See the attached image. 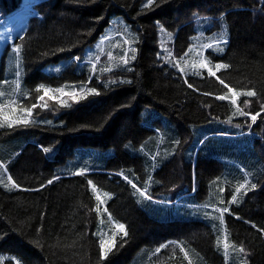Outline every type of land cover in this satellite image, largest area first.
<instances>
[{
  "label": "trees",
  "instance_id": "16d2710c",
  "mask_svg": "<svg viewBox=\"0 0 264 264\" xmlns=\"http://www.w3.org/2000/svg\"><path fill=\"white\" fill-rule=\"evenodd\" d=\"M22 10L28 26L0 55V103L15 100L17 109L5 113L24 118L19 109L37 103L41 84L68 85L66 92L84 85L98 94L79 102L62 97L70 106L45 97L48 107L32 109L31 123L0 127V164L7 170L0 169V255L24 264H264V0H0V27ZM117 15L137 49H128L124 31L105 34ZM209 18L223 19L227 31L205 46L227 42L222 52L203 51L229 66L216 72L225 85L256 91L237 101L245 112H261L255 123L233 116L230 100L216 98L231 94L207 69L183 74L162 56V32L182 54L197 22ZM99 37L101 61L122 49L118 59L128 63L100 74L102 62L83 53ZM117 38L121 46L111 49ZM68 58L58 73L43 69ZM101 75L120 81L107 84ZM82 169L86 174H76ZM9 176L19 187H11ZM245 179L255 189L236 194ZM88 181L102 190L108 209ZM133 184L147 188L151 199ZM97 204L127 231L106 257ZM225 207L221 224L216 209ZM241 246L244 253L235 251Z\"/></svg>",
  "mask_w": 264,
  "mask_h": 264
},
{
  "label": "rangeland",
  "instance_id": "374dc122",
  "mask_svg": "<svg viewBox=\"0 0 264 264\" xmlns=\"http://www.w3.org/2000/svg\"><path fill=\"white\" fill-rule=\"evenodd\" d=\"M28 16L29 12L27 10L19 11L15 14H12L8 21L3 24L0 27V55L3 51L4 46L6 43L18 32H21L26 29L28 26ZM123 15H117L112 17L111 23L106 27L105 34L110 36L111 38L114 37L112 34L116 32H122L124 31V34L127 37V46L128 49H137V46L134 45L133 39L131 36L125 31L128 30L126 26V21L123 20ZM219 23V24H215ZM215 25V26H214ZM210 27V30L208 29ZM196 33L193 35L192 43L190 44L188 50L185 53H188L185 55V53L177 54L174 50V44L172 43L173 38L169 35H167L165 32H162V42H161V48L164 51V54L162 56L166 57L167 61L171 63L173 66L176 65V62L179 61V64L176 65V67L180 70L181 68L184 69L182 72L183 74L187 72H197L201 71L202 68L194 67V65H198L200 61L203 59L208 62L209 66H212V64L215 62V64H221V62L216 61L211 54H205L204 49V40L208 39L211 35L218 36L219 38L222 37V34L227 31L226 24L223 21V19L220 20H214L212 18H209L207 21H198L196 26ZM225 40V39H222ZM104 39L102 37L97 38L94 42H92L90 45L87 46V48L83 51L85 57L87 60L95 61V62H102L99 65V71L100 74L106 73L108 71H104L103 69H115L118 68L119 63H122L118 56L120 54H123L124 52L122 49H119L117 53L115 52V58H117L115 61L113 59L114 55L112 56V52L109 51L110 59L107 61H101L102 56V48L104 47ZM115 46L120 47L121 46V39L117 38L111 42V49H113ZM220 48L222 50H218L217 48H212L214 51L222 52L224 49V44H220ZM190 49H194L193 51H189ZM169 53L171 55L169 56ZM71 59H62L57 62H51L43 66L44 71L48 73H58L61 70H63L69 63ZM214 61V62H213ZM101 81L110 84V83H116L120 81V79L117 76L108 77L106 78L104 75L100 76ZM66 92V90H65ZM102 190L96 189V194L101 193ZM107 200L109 197H111V193L107 192ZM102 205L105 204V200H102ZM107 208V203L105 204ZM108 209V208H107ZM105 213L109 214V211H105L103 207H100L99 216H100V226L97 229L96 233L99 235L100 240H110L112 238L113 234L115 233V241L117 235L120 233V231L115 227L118 222L114 218L109 220L108 215L104 216ZM115 222V223H114ZM13 259L14 264H24L21 262L18 258L8 255V254H1L0 255V264H7V259Z\"/></svg>",
  "mask_w": 264,
  "mask_h": 264
},
{
  "label": "snow or ice",
  "instance_id": "6c2138e0",
  "mask_svg": "<svg viewBox=\"0 0 264 264\" xmlns=\"http://www.w3.org/2000/svg\"><path fill=\"white\" fill-rule=\"evenodd\" d=\"M148 3L151 4L152 0H148ZM226 42H227L226 40L216 39L214 41V43L208 44V45H206L204 47H206V48H217L218 50H222L220 48V44L221 43H226ZM193 50L194 49H190L189 51H193ZM16 51H19V49L17 48ZM187 54L188 53H185V55H187ZM170 55H171V53H169V56ZM132 59H135V57L133 56ZM121 61L124 64L128 63V60L125 59L124 57H121ZM178 64H179V61L176 62V65H178ZM176 65H174V66H176ZM194 67L207 69V73H208L209 76L215 77L216 80L221 85H225V81L220 79V77L216 75V72L219 71L221 68L229 67L228 65H226V64H216L215 65L216 71H214L213 68L209 66L208 62L202 59L200 61V63L198 65H194ZM103 70L104 71H110L111 69H103ZM91 71L93 73H95V71H96L95 64L92 65ZM180 71L183 72L184 69L181 68ZM65 87H69V86L65 85V86H62V87H59V88L52 89V88L46 87L43 84L39 85L38 88L36 89V91L37 92L42 91L43 95L38 96L37 103L33 104L32 108H27V109L21 108V109H19L21 111V113L24 114V118H19V117L11 118V117H9V115H7L5 113L4 110H5V108H8V107H12V111L13 112L17 111V109L15 107H13L16 104L15 100L7 101V102H4V103H0V127H3L5 123H7V125L9 127L20 125V124L27 125V124L31 123L32 120L30 119V117L32 116V109H34V108H36L38 106L42 107V108H47L48 107V104L45 101V97H48V99H50V100L57 101L61 106H70L69 103H68V100L62 99V97L67 96L73 102H79L80 100L87 98L88 95L98 94L97 90L94 89V88H89V89H87V91H85V87L86 86H84V85H82L80 87L79 91L76 90V86L75 85H72V86H70V87H72V91L65 92V90H64ZM189 87H192V86L189 85ZM225 87H227L228 93H230L231 95L230 96L229 95H221V96H218L216 98L219 99V100H230L231 104L236 107V111L233 113V116H235L237 113L239 115H241V116H248V117H250L251 122L255 123L257 118L260 117L261 112H264V105L261 106V112H257V113H255L253 115L250 112H245L243 109H241L239 107L237 101H238V98L240 96H242V95L246 96V97H255L257 95L256 91L254 89H250L248 91H237V89L232 88L230 86L225 85ZM15 90H16V92L20 91L19 80L16 81ZM3 95H4V93L0 92V96H3ZM206 95H211V93H206ZM41 101H44V103H40ZM248 103H249V101L245 100V104H248ZM48 150L49 149H44V151H48ZM0 169H3L5 172L7 171L6 168L2 164H0ZM86 171H87L86 169H82L80 172H78L76 174L84 175V174H86ZM124 179L127 180L128 178L124 177ZM8 180L10 181L11 187H14V188L19 187V185H16L15 182L12 181L10 176L8 177ZM0 182H2V181H0ZM51 182L52 181H49V183H51ZM248 183H249V181L247 179H245L244 183L240 184L235 189V193L239 194L241 192V189H244L245 194H246L247 191H249L251 189H255V187H256L255 184H252L251 185V189H249L247 187ZM88 184L91 185L92 191L95 193L96 192V186L94 184H92V181H88ZM132 186L134 188H136L135 184H133ZM136 190L140 194V196H142V197H144L146 199H149V200L151 199V196L147 195V188H145L143 190L139 189V188H136ZM236 194L232 195L231 202H236L237 201V195ZM107 195L108 194L105 193V196H107ZM95 198H96L97 201H101V197L99 195H96ZM101 202H103V201H101ZM95 210L97 212L100 211V205L99 204H97ZM104 210L107 211L106 208ZM216 211L219 213V216L216 217V219H219L221 224H223L224 213L228 212L229 209L226 208V207L225 208H217ZM108 218H109V220H111V214L110 213L108 214ZM115 227L120 232H122L125 236L127 235V231L125 230V226L123 224H116ZM262 231H264V230H262ZM114 246H115V233L113 234L112 238H110V240H107V241L101 240L100 247H101V251H102V256L106 257L108 252H110ZM164 247H167V245H162L161 246V248H164ZM178 247H180V250L183 252L184 258L187 259L188 258V252L183 249V246L178 245ZM217 247L218 248L221 247V241L219 239L217 240ZM228 250H229V245L227 243V240L225 239V241L223 242V247H222V251L224 252L225 257H227L228 254H229ZM156 251L159 252L160 249H157ZM235 251H238L240 253H244L245 250L241 246L239 248H236ZM17 264H18V262H17ZM188 264H192V261L189 260Z\"/></svg>",
  "mask_w": 264,
  "mask_h": 264
}]
</instances>
